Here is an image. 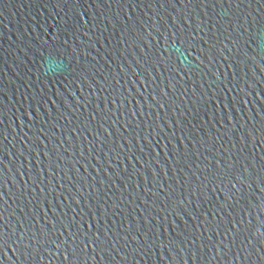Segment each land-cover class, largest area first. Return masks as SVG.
I'll list each match as a JSON object with an SVG mask.
<instances>
[{"label":"water","instance_id":"water-1","mask_svg":"<svg viewBox=\"0 0 264 264\" xmlns=\"http://www.w3.org/2000/svg\"><path fill=\"white\" fill-rule=\"evenodd\" d=\"M0 264H264V0H0Z\"/></svg>","mask_w":264,"mask_h":264},{"label":"snow or ice","instance_id":"snow-or-ice-1","mask_svg":"<svg viewBox=\"0 0 264 264\" xmlns=\"http://www.w3.org/2000/svg\"><path fill=\"white\" fill-rule=\"evenodd\" d=\"M221 243H223V242H221Z\"/></svg>","mask_w":264,"mask_h":264}]
</instances>
